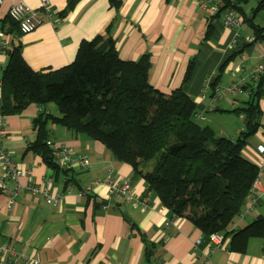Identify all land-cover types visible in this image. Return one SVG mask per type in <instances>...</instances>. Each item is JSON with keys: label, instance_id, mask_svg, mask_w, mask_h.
Instances as JSON below:
<instances>
[{"label": "crops", "instance_id": "1", "mask_svg": "<svg viewBox=\"0 0 264 264\" xmlns=\"http://www.w3.org/2000/svg\"><path fill=\"white\" fill-rule=\"evenodd\" d=\"M17 1L26 2L42 17L33 30L19 35L22 54L32 68L55 69L68 64L82 39L111 34L123 59H138L149 52V81L164 92L183 85L196 103L199 121L210 125L217 135L235 137L243 129L244 113L233 108L247 96L233 95L225 88L246 78L260 61L264 40L245 41L244 36L251 32L249 25L246 34L238 35L229 49L236 29L224 26L219 15H208L198 0H121L118 9L109 0H78L64 15L58 11L67 0H49L55 10L49 17L40 0H3L0 24L9 6ZM254 20L264 25V10ZM232 50H237L236 55L219 70ZM191 59L190 75L184 81ZM7 60V53L0 52V114L1 74ZM215 86L221 90L212 101ZM259 104L260 123L242 148L254 162L259 158L257 146L264 144V92ZM40 111L58 114L54 102L30 103L21 112L3 114L5 134L0 144L24 172L16 180L5 177L0 163V244L38 257L42 264H201L205 260L209 264H264L262 237L250 238L242 252L229 249V236L221 246L203 240L200 229L188 218L174 215L153 192H146L144 179L133 176L131 164L117 160L101 141L48 118L47 138L73 148L71 164L63 167L68 173L62 166L55 171L28 147L36 138L33 118ZM79 154L87 155L86 166L79 162ZM109 173L130 181L138 203L108 193L107 185L98 181ZM49 176L59 195L56 204L19 190L8 205L9 190L16 181L39 182ZM87 185L92 186L88 194H77ZM144 194L149 198L145 208L141 205ZM252 195L257 201L237 218V227L264 215V169H259Z\"/></svg>", "mask_w": 264, "mask_h": 264}, {"label": "trees", "instance_id": "2", "mask_svg": "<svg viewBox=\"0 0 264 264\" xmlns=\"http://www.w3.org/2000/svg\"><path fill=\"white\" fill-rule=\"evenodd\" d=\"M77 1L67 0L58 15ZM109 3L118 9L121 0ZM263 7L264 0H259L251 16H245L254 36L251 42L264 40V25L254 20ZM0 25L16 38L7 47L1 74V114L21 112L30 103L54 102L57 107L56 115L40 111L33 118L37 135L28 147L44 162L55 171L61 168L46 144V121L51 118L101 141L117 160L131 164L133 176L144 179L146 192H153L174 215L188 218L203 240L219 232L229 236V249L241 252L254 236L264 241V215L233 225L258 177L257 163L242 148L260 123L264 72L242 83L249 96L233 110L244 113L243 129L235 137L217 135L199 121L196 103L183 85L164 92L149 81V52L123 59L111 34H96L80 41L70 63L36 70L22 54L17 22L7 14ZM236 52L227 55L219 70ZM192 65L191 59L184 81Z\"/></svg>", "mask_w": 264, "mask_h": 264}, {"label": "built area", "instance_id": "3", "mask_svg": "<svg viewBox=\"0 0 264 264\" xmlns=\"http://www.w3.org/2000/svg\"><path fill=\"white\" fill-rule=\"evenodd\" d=\"M3 0H0V3ZM199 5L206 9L208 15H215L219 12V17L221 18L222 24L229 28L236 29L234 37L230 40L228 44V48L232 49L237 42L238 31L237 29L244 21V14H246L241 9H237L236 0H198ZM40 6L45 9L47 16H53L55 13L54 8L50 6L49 0H40ZM7 14L17 22L19 30L21 33H26L33 30L42 20V17L38 14L37 10L32 8L29 4L24 1H17L12 3L8 10ZM247 15V14H246ZM247 16H251L247 15ZM14 36L7 32L4 27L0 25V52H6L7 47L11 44ZM244 40L251 42L254 40V36L252 31L247 33L244 36ZM264 72V50L260 54V61L251 69L250 74L243 78L240 81H235L230 83L225 89L229 91L233 95L242 94L249 96V90L243 87L242 83L247 80H251L253 77H257L260 73ZM206 86L203 88L206 90ZM220 86L213 87V91L211 94L212 101H215L220 95ZM5 134V119L4 115L0 114V139ZM46 144L52 149L54 153V157L58 160L59 165L62 167H66L71 164L72 158V148L64 143H55L51 139H46ZM259 158L256 162L259 169H264V144L260 143L258 146ZM79 162L82 165L86 166L88 164V157L86 154H79L78 156ZM0 163L2 165L4 176L11 177L13 179H17L19 175H21L24 170L13 160L11 154L4 149V147L0 144ZM27 172H31L27 170ZM2 181V179H0ZM52 180L53 177H42V179L38 181H31L28 183H20L16 181L14 187L9 190L10 198L8 200L11 202L12 197L19 191L24 190L27 192H31L36 195L42 196L46 202L51 204H56L59 200L58 192H55L52 189ZM257 180V179H256ZM255 180V184H256ZM98 182H104L108 187V193L111 195H119L122 196L126 200H132L134 203H138V200L134 198V192L132 189V185L129 180H125L119 177H116L109 173L102 180ZM2 183V182H1ZM255 188L253 185L250 190V197L246 201L242 211L239 213L238 217H243L256 203L257 198L252 195V190ZM92 189L91 185H87L84 188H81L77 191L79 195H86ZM149 204V198L144 194L141 197V205L142 207H146ZM163 209V207H162ZM235 222L233 225H236ZM211 244L215 246H221L223 241V236L221 233H212L209 237ZM198 240L197 242H199ZM0 264H42L38 257L28 255L20 250H15L9 244H0ZM201 264H209L208 260L203 261Z\"/></svg>", "mask_w": 264, "mask_h": 264}, {"label": "rangeland", "instance_id": "4", "mask_svg": "<svg viewBox=\"0 0 264 264\" xmlns=\"http://www.w3.org/2000/svg\"><path fill=\"white\" fill-rule=\"evenodd\" d=\"M259 0H236V2H237V9H241L242 11H245V13L247 14V15H250L251 13H252V11L254 10V8H255V6L257 5V2H258ZM263 8H260V9H258L256 12H255V14H254V19H259L260 17H261V15H262V13H263ZM246 23V24H245ZM248 24H247V21L246 20H244L243 21V24H241L240 26H239V28L237 29V31H238V34L239 35H243V34H246V31H247V29H248ZM69 146V145H68ZM71 147V146H70ZM72 148V147H71ZM72 151H73V148H72ZM213 233H217V232H213ZM212 234V233H211ZM210 234V235H211ZM210 235H209V237H210ZM223 236V235H222ZM202 238V237H201ZM203 239V238H202ZM223 239H224V236H223ZM200 241H201V239H200ZM207 242H209V243H211V241H210V239L208 238L207 240H206ZM223 242V241H222Z\"/></svg>", "mask_w": 264, "mask_h": 264}, {"label": "water", "instance_id": "5", "mask_svg": "<svg viewBox=\"0 0 264 264\" xmlns=\"http://www.w3.org/2000/svg\"><path fill=\"white\" fill-rule=\"evenodd\" d=\"M55 162L57 164H59L58 160H56V159H55ZM120 209L123 211L124 216L128 219L129 217H128L127 213L124 211V207L121 206Z\"/></svg>", "mask_w": 264, "mask_h": 264}]
</instances>
